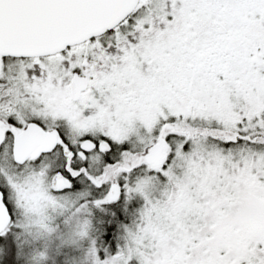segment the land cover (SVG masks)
Listing matches in <instances>:
<instances>
[{
	"label": "snow or ice",
	"instance_id": "snow-or-ice-1",
	"mask_svg": "<svg viewBox=\"0 0 264 264\" xmlns=\"http://www.w3.org/2000/svg\"><path fill=\"white\" fill-rule=\"evenodd\" d=\"M0 264H264V0H0Z\"/></svg>",
	"mask_w": 264,
	"mask_h": 264
}]
</instances>
